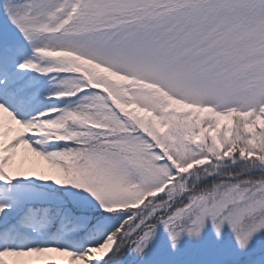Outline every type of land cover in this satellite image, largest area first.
I'll return each instance as SVG.
<instances>
[{
	"label": "snow or ice",
	"instance_id": "6c2138e0",
	"mask_svg": "<svg viewBox=\"0 0 264 264\" xmlns=\"http://www.w3.org/2000/svg\"><path fill=\"white\" fill-rule=\"evenodd\" d=\"M0 264H264V0H0Z\"/></svg>",
	"mask_w": 264,
	"mask_h": 264
}]
</instances>
